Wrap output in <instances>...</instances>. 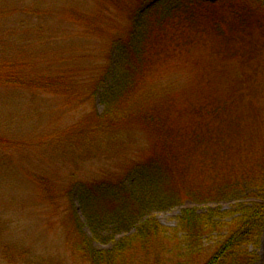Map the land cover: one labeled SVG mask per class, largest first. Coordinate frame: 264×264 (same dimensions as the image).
<instances>
[{
	"label": "rangeland",
	"instance_id": "obj_1",
	"mask_svg": "<svg viewBox=\"0 0 264 264\" xmlns=\"http://www.w3.org/2000/svg\"><path fill=\"white\" fill-rule=\"evenodd\" d=\"M101 2L0 0V264H89L75 244L79 238L76 229L87 236L93 249L108 251L132 241L150 220L173 231L182 225L185 210L194 209L204 219L222 223L229 222L225 218H236L244 209L264 203V189L247 188L218 201L199 203L190 199L166 210L152 208L126 231H119L114 223L98 229L90 226L79 200L84 191L82 183L99 175V160L107 165L106 169L113 159L120 166L122 156L129 152L145 155L144 148L150 143L148 134L151 135L139 131L140 126L133 131L127 127L106 131L99 139H94L91 131L86 138H78V125L86 128L92 121L90 110L95 108L101 114L106 108L101 97L111 92V80L118 69L115 39L131 27L132 42L139 46L137 37L145 21L143 11L132 21L125 11L108 18ZM75 10L89 16L90 28L77 24ZM207 39V44L201 39L197 47L181 56L170 45L164 56L152 61L155 64L137 89L141 93H134L128 106L141 105L143 97L149 99L145 103H150L151 108L161 101L172 106L175 100L184 99L181 95L185 92L197 97L202 91L234 104L240 101L236 91L249 86V93L234 104L233 112L241 118L243 132L256 128L264 136V47L245 66L237 54L229 58L219 55L215 51L218 40ZM106 63L111 75L103 78L95 104H86L83 114L71 97L27 91L12 84L18 78L31 76L33 83L38 76L53 72L66 78L89 76ZM155 109L158 112L168 107ZM254 141L257 145L264 143L257 133L252 135ZM248 160V164L254 163L255 158ZM198 176L201 177L198 172L192 175ZM47 182L46 189L43 184ZM227 234L226 227L210 224L202 252L187 251L183 235L177 240L168 237L167 250L174 251L165 255L160 264H204ZM247 249L257 258L255 264H264V227L259 242ZM153 252L149 264H155ZM119 254L126 259L125 264H147L146 251L136 248L135 243L124 246Z\"/></svg>",
	"mask_w": 264,
	"mask_h": 264
},
{
	"label": "trees",
	"instance_id": "obj_2",
	"mask_svg": "<svg viewBox=\"0 0 264 264\" xmlns=\"http://www.w3.org/2000/svg\"><path fill=\"white\" fill-rule=\"evenodd\" d=\"M101 1L100 6H104L108 18H113L118 11H125L129 18L132 16V21L143 11L145 21L137 37L139 46L134 45L136 41L132 42L131 27L115 39L119 50L118 69L111 80V92L101 97L106 108L101 114L95 108L90 110L88 116L92 121L86 128L78 125V138H86L88 131L94 133L96 139L106 131L126 127L133 131L140 126L142 130L139 128V131H148L151 135L148 134L150 143L144 148L145 155L129 152L122 156L120 166L113 159L106 169L107 165L99 160V175L82 183L84 191L79 200L90 226L98 229L114 223L119 231H126L152 208L166 210L190 199L199 203L213 202L243 193L247 188L264 189V143H252L254 133L264 139L262 130L252 128L243 132L241 118L233 112L234 104L249 93V86L236 91L240 101L234 104L222 96L202 91L197 97H189L185 92L181 95L184 99L175 100L172 106L161 101L151 108L150 103H145L149 99L144 97L141 105L128 106L129 99L140 92L151 65L155 64L152 61L164 56L170 45L181 56L188 49L197 47L201 39L205 44L207 38L216 39L219 45L215 51L219 55L229 58L237 54V59L246 66L248 60L259 54V48L264 47L263 1ZM74 14L77 24L90 28L92 21L88 15L78 10ZM110 68L106 63L89 76H67L68 79L58 72L44 73L33 83L29 80L33 78L31 76L25 80L18 78L12 84L27 91L71 97L83 114L87 110L86 104H95L98 86L103 78L110 77ZM163 107L168 109L154 110ZM112 137L116 136L113 134ZM250 157L255 160L248 164ZM197 172L201 177H192ZM43 185L49 188V182ZM240 213L236 218H225L229 222L222 220L220 223L204 219L194 209L185 210L182 225L173 231L150 220L141 226L132 241L108 251L93 249L87 236L76 229L79 238L75 244L80 247L81 258L89 264H125L126 259L119 250L134 243L136 248L146 251L147 264L151 262V251H154L155 264H160L165 255L174 251L167 250L168 237L177 240L183 235L184 244L189 246L187 251L202 252L210 224L222 225L228 234L204 264H255L257 258L252 257L247 248L259 242L264 227V203Z\"/></svg>",
	"mask_w": 264,
	"mask_h": 264
}]
</instances>
